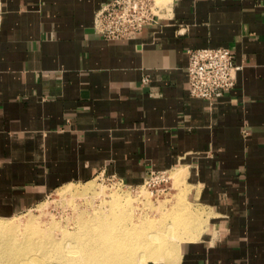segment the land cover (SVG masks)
Returning <instances> with one entry per match:
<instances>
[{
    "label": "crops",
    "instance_id": "obj_1",
    "mask_svg": "<svg viewBox=\"0 0 264 264\" xmlns=\"http://www.w3.org/2000/svg\"><path fill=\"white\" fill-rule=\"evenodd\" d=\"M106 1L0 0V215L173 172L201 224L152 264H264V0H167L117 40L93 28ZM208 47L242 66L214 101L189 92L187 50Z\"/></svg>",
    "mask_w": 264,
    "mask_h": 264
},
{
    "label": "bare ground",
    "instance_id": "obj_2",
    "mask_svg": "<svg viewBox=\"0 0 264 264\" xmlns=\"http://www.w3.org/2000/svg\"><path fill=\"white\" fill-rule=\"evenodd\" d=\"M161 1L167 0H158ZM113 197V201L111 199L108 202V209H94V215L81 217L74 231L62 229L57 223L44 225L38 220L21 222L13 218L0 219V264H54L53 260H57L56 264H142L146 260L163 262L170 254L168 252H171L165 248V244H172L174 239L181 237L177 229L183 227V223L162 226L155 221L147 225L139 220L147 212L135 211L139 207L131 205L121 195ZM189 219L184 222L191 221ZM191 227L192 224L188 226V231ZM169 256L172 260L176 257L175 254Z\"/></svg>",
    "mask_w": 264,
    "mask_h": 264
},
{
    "label": "rangeland",
    "instance_id": "obj_3",
    "mask_svg": "<svg viewBox=\"0 0 264 264\" xmlns=\"http://www.w3.org/2000/svg\"><path fill=\"white\" fill-rule=\"evenodd\" d=\"M158 3L164 6V2L161 1ZM167 176H169V180L166 182L156 183L152 179H150L151 176H149L143 183L139 185H129L126 182H121L116 178L100 175L89 182L63 186L62 188L53 192L48 198H46L43 202L39 203L38 205L12 216L0 215V219L9 220L13 218L18 221L20 220L21 222H26L27 220H38L42 224L44 223V225L57 223L60 227H62V229L74 231L77 228L79 219L81 217L91 216L90 214L94 215L98 208L108 209L110 207V203H108L109 200L112 199L113 201V196L117 194L121 195L125 201H129L130 203H132L131 205H137L136 208H142L135 209V211H144L148 213L145 214L144 217H141V215L139 216L141 217L139 220H142V223L144 222L148 225L149 222L152 224L156 221V224L158 223L159 225L167 226L171 224L174 225L175 222H179L183 223L184 228L186 226L185 229L183 227H179L177 229V232L181 233L179 234L181 235V237L174 239L172 242H176L174 244L172 243L173 245L171 243L165 244V248L171 250V252L169 251L168 254H175V256H177L181 243L184 240L192 239L196 236V230L199 229L201 224V216L198 213V210L194 209L193 206H190L186 203L184 189L182 188V182L180 181V175L178 173L172 172L168 173ZM184 207L186 208L183 209ZM94 209L97 210L95 211ZM184 213L185 215H182ZM190 213L191 216L194 218V221H192L193 218L190 216ZM180 218L181 220H183L181 221ZM145 219H148L150 221H146ZM151 219L154 222L151 221ZM173 219H175L176 221H174ZM186 219H189L191 221L186 222ZM184 220H186V223L184 222ZM130 223H132V221ZM177 223L175 224L177 225ZM185 224H189L190 226L192 224V227L189 229V231V225ZM182 231L184 233H182ZM169 255H167V258H165L163 262L172 260L169 258ZM53 263L56 264L57 260H53ZM144 263L152 264L153 262L151 260H146Z\"/></svg>",
    "mask_w": 264,
    "mask_h": 264
},
{
    "label": "built area",
    "instance_id": "obj_4",
    "mask_svg": "<svg viewBox=\"0 0 264 264\" xmlns=\"http://www.w3.org/2000/svg\"><path fill=\"white\" fill-rule=\"evenodd\" d=\"M165 8L157 0H108L97 10L93 28L106 40L125 39L141 32L146 26L158 24ZM187 54L192 97L214 101L235 87L242 66L236 63L235 55L229 48H190ZM148 80L145 78V81ZM167 174L151 172L150 179L156 183L166 182L169 180Z\"/></svg>",
    "mask_w": 264,
    "mask_h": 264
}]
</instances>
